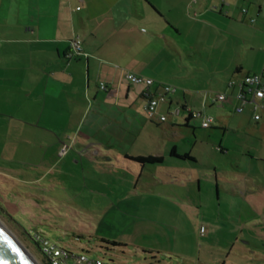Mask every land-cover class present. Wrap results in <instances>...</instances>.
Wrapping results in <instances>:
<instances>
[{
  "label": "rangeland",
  "instance_id": "rangeland-1",
  "mask_svg": "<svg viewBox=\"0 0 264 264\" xmlns=\"http://www.w3.org/2000/svg\"><path fill=\"white\" fill-rule=\"evenodd\" d=\"M179 26L180 48L187 54L177 57L174 78L164 83L174 90L170 97L180 96L181 88L191 94L198 88L201 97L223 90L236 78L231 64L241 59L234 42L200 39L208 33L202 21L181 19ZM199 101L195 110L202 109ZM158 106L167 121L146 115L152 121L131 149L127 139L119 144L126 149H84L76 133H69L70 144L47 149L41 130L36 145L24 149L27 144L18 142L24 137L10 133L0 149V222L37 264L43 263L31 240L36 232L112 264H239L246 258L264 264V111L255 122L248 109L237 113L233 103L214 105L208 110L216 118L213 126L201 128L199 119L184 125L187 111L177 116L166 103L158 100ZM173 146L196 160L187 196L181 181L156 182L166 172L167 153L162 170L125 159Z\"/></svg>",
  "mask_w": 264,
  "mask_h": 264
},
{
  "label": "crops",
  "instance_id": "crops-1",
  "mask_svg": "<svg viewBox=\"0 0 264 264\" xmlns=\"http://www.w3.org/2000/svg\"><path fill=\"white\" fill-rule=\"evenodd\" d=\"M181 19L202 21L208 33L200 39L212 40L214 36L213 40L218 37L226 44L234 42L240 52L241 59L230 66L236 78L229 79L221 91L233 95L245 75L262 70L264 0H183L182 7L180 0H0V149H5L12 131L24 137L18 141V136H11L26 143L24 149L34 147L37 130L44 132L39 134L48 141L47 149L70 144L73 136L69 133L81 138L84 149H99L104 144L120 149L125 139L131 149V144L141 139L143 127L152 121H147L142 109V94L160 92L159 84L174 78L177 57L187 54L179 43ZM74 37L80 39L86 56L66 59ZM120 69L150 78L153 84H130L120 77ZM230 81L235 83L229 86ZM101 82L115 89L116 97L100 89ZM180 90V96L168 94L163 101L177 116L183 110L198 111L197 97L202 105L208 96L201 97L198 88L195 94ZM230 103L235 104L232 97L219 108ZM158 114H163L159 106L154 116ZM178 119L170 120V127L177 125ZM181 119L188 126L186 117ZM53 134L58 141H53ZM171 149L188 158L172 156ZM171 149L147 151L146 156L163 160L141 167L155 165L162 170L167 158L166 172H161L156 182L181 181L187 196L190 168L196 160L187 152L179 153L175 146ZM129 156L145 155L125 157L139 164ZM244 260L239 264H252V259Z\"/></svg>",
  "mask_w": 264,
  "mask_h": 264
},
{
  "label": "built area",
  "instance_id": "built-area-1",
  "mask_svg": "<svg viewBox=\"0 0 264 264\" xmlns=\"http://www.w3.org/2000/svg\"><path fill=\"white\" fill-rule=\"evenodd\" d=\"M80 7L77 6L76 10ZM242 12H246L245 8H242ZM254 19H251L253 21ZM264 30V26H263ZM86 56L81 50V41L78 37H74L69 41V50L66 53L67 58L72 59L78 56ZM120 77H124L130 84L143 83L146 86L153 84V80L146 78L140 74L127 72L121 69ZM235 82L230 81L228 84L232 86ZM160 92L156 95H152L149 92L143 93L144 102L142 109L149 118L154 117L156 112V103L159 101H165L166 95L174 90H170L165 84H159ZM99 88L104 90L110 97H116L117 91L115 89L108 88L104 83L99 84ZM235 100L234 111L241 113L243 110L248 109L252 114L254 121L261 120V114L259 111H264V66L258 73H252L245 75L240 82L237 83V91L233 95H229L227 92L220 91L215 92L212 95L205 97V101L202 103V109L198 111H188L192 117L200 120L201 128H210L213 126L215 116L208 112V110L214 105L222 107L224 103L229 102L230 98ZM165 115H159L158 121H165ZM40 252L47 260L48 264H112L110 260L102 258H92L85 253L72 252L66 248L48 240L43 236L36 237Z\"/></svg>",
  "mask_w": 264,
  "mask_h": 264
},
{
  "label": "water",
  "instance_id": "water-1",
  "mask_svg": "<svg viewBox=\"0 0 264 264\" xmlns=\"http://www.w3.org/2000/svg\"><path fill=\"white\" fill-rule=\"evenodd\" d=\"M0 264H37L2 222H0Z\"/></svg>",
  "mask_w": 264,
  "mask_h": 264
},
{
  "label": "trees",
  "instance_id": "trees-1",
  "mask_svg": "<svg viewBox=\"0 0 264 264\" xmlns=\"http://www.w3.org/2000/svg\"><path fill=\"white\" fill-rule=\"evenodd\" d=\"M65 58H66V59H69V58H67L66 55H65ZM142 96H143V94H142ZM190 119H197V118L192 117V116L190 115V113H188V116L186 117L185 122L187 123ZM185 126L187 127L186 124H185ZM170 154H171L172 156H176V157H178V158H180V159L188 158L187 154H182V155H178V154H176L175 151H174V149H171V150H170ZM129 158H130L131 160H133V161L139 163V164H154V163H160V162H162V160H163V158H162L161 156H152V155H148V156H136V157H129ZM190 159L193 160L192 158H190ZM38 236H43V235H42L41 232H36L35 235H34L33 237H31V240L33 241V243H34L35 246L37 247L39 253L41 254V252H40V248H39V246H38L39 244H38V242H37V240H36V237H38ZM102 241L105 242V243H107V244H111L112 246H118V245H119V243H117V242H115V241H108V240H104V239H102ZM41 255H42V254H41ZM41 262H42L43 264H48L47 260L45 259V257H43V255H42V260H41Z\"/></svg>",
  "mask_w": 264,
  "mask_h": 264
}]
</instances>
